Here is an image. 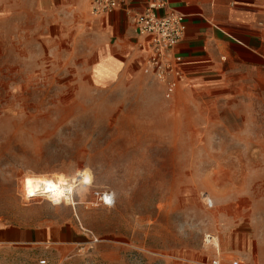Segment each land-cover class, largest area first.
Segmentation results:
<instances>
[{
    "label": "rangeland",
    "instance_id": "obj_1",
    "mask_svg": "<svg viewBox=\"0 0 264 264\" xmlns=\"http://www.w3.org/2000/svg\"><path fill=\"white\" fill-rule=\"evenodd\" d=\"M8 1L0 222L83 237L0 247V264H264V68L207 69L170 98L151 75L98 83L73 32L58 38L74 17L57 23ZM33 175L63 179L70 198L31 195Z\"/></svg>",
    "mask_w": 264,
    "mask_h": 264
},
{
    "label": "crops",
    "instance_id": "obj_2",
    "mask_svg": "<svg viewBox=\"0 0 264 264\" xmlns=\"http://www.w3.org/2000/svg\"><path fill=\"white\" fill-rule=\"evenodd\" d=\"M91 1L11 0L4 7L24 10L21 14L55 17L57 23V17H74L72 26L61 27L58 38H69L73 32V42L87 48L82 63L98 83L123 80L133 74L151 75L145 70L150 54L148 43L138 34L135 23L147 0H125L120 8L98 16L91 14ZM168 2L160 14L176 11L185 16L187 28L176 53L184 59L186 78L234 62L264 68V0ZM82 237L76 227L0 222V247L67 246L80 244Z\"/></svg>",
    "mask_w": 264,
    "mask_h": 264
},
{
    "label": "built area",
    "instance_id": "obj_3",
    "mask_svg": "<svg viewBox=\"0 0 264 264\" xmlns=\"http://www.w3.org/2000/svg\"><path fill=\"white\" fill-rule=\"evenodd\" d=\"M125 0H92L91 14L98 16L120 8ZM168 0H147L144 11L135 17L138 34L147 40L150 50L145 70L165 86V96L172 97L186 75L184 59L176 48L185 36V16L176 11L159 12L168 6ZM46 264V260L40 261ZM212 264H222L213 259ZM233 264H240L238 260Z\"/></svg>",
    "mask_w": 264,
    "mask_h": 264
},
{
    "label": "bare ground",
    "instance_id": "obj_4",
    "mask_svg": "<svg viewBox=\"0 0 264 264\" xmlns=\"http://www.w3.org/2000/svg\"><path fill=\"white\" fill-rule=\"evenodd\" d=\"M29 181H31V184H27L28 189L30 187L31 195H35L38 191H41V193L47 194L49 197L57 200L62 199L64 196H67L69 199L73 192L71 187L68 188L64 184L63 179L58 180L50 177L33 175L29 177L28 182Z\"/></svg>",
    "mask_w": 264,
    "mask_h": 264
},
{
    "label": "snow or ice",
    "instance_id": "obj_5",
    "mask_svg": "<svg viewBox=\"0 0 264 264\" xmlns=\"http://www.w3.org/2000/svg\"><path fill=\"white\" fill-rule=\"evenodd\" d=\"M28 183L31 184V181H29Z\"/></svg>",
    "mask_w": 264,
    "mask_h": 264
}]
</instances>
